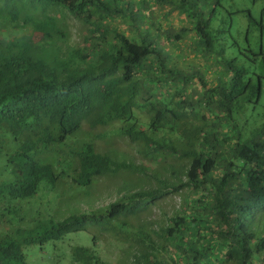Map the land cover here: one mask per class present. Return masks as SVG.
<instances>
[{"label": "trees", "instance_id": "1", "mask_svg": "<svg viewBox=\"0 0 264 264\" xmlns=\"http://www.w3.org/2000/svg\"><path fill=\"white\" fill-rule=\"evenodd\" d=\"M68 16L99 41L63 47ZM85 126L137 156L71 139ZM2 129L18 149L0 209L17 228L0 234V264L75 233L92 246L57 264H264V0H0ZM64 177L114 182L117 198L59 221L22 213ZM168 196L180 206L162 210Z\"/></svg>", "mask_w": 264, "mask_h": 264}, {"label": "rangeland", "instance_id": "2", "mask_svg": "<svg viewBox=\"0 0 264 264\" xmlns=\"http://www.w3.org/2000/svg\"><path fill=\"white\" fill-rule=\"evenodd\" d=\"M21 4V2L19 3ZM27 11L35 16L41 17L42 8L41 5H38L36 8L29 6ZM49 13L55 12V9H50ZM157 16V15H156ZM159 20H163V16L159 15L157 17ZM172 26L175 28L182 26L183 21L182 17L177 13L172 14L169 18ZM67 22L69 26L68 39L65 43L62 44L63 47H76V46H89L86 40L88 36H93L90 30L83 27L80 22L76 21L74 18L68 16ZM165 24V23H164ZM40 37L39 33L34 34V41H37ZM94 41H99L96 38V35L93 36ZM172 53H181L179 50H172L170 46L166 45ZM188 50V49H187ZM186 58L188 61L197 60V56L190 54L191 52L186 48ZM111 128L109 127H98L92 128L90 126H85V128L74 135L71 139L79 138L78 142L80 144L84 142L99 144L98 149L101 153L108 152L111 149V145L115 146V155L117 158L121 157H136L134 150L119 137L113 138H101L100 136H95L87 134L89 131L97 132L98 134L108 131ZM84 131V132H83ZM87 132V133H85ZM70 139V140H71ZM108 144V145H107ZM109 144H111L109 146ZM18 149V143L15 141V138L11 133L6 132L5 130H0V185L9 183L13 179V175L8 169V159L12 156ZM34 156L41 160H47L48 154L39 157L37 153H34ZM52 156V155H51ZM60 171L61 168L58 167ZM129 174H125V178ZM133 177V176H132ZM131 177V178H132ZM136 178L127 179L130 182H135ZM98 179L91 187H78L74 185L71 180L67 177H64L63 180L56 186H48L46 192L44 189L30 201H21L17 203L18 206L21 205L22 213L26 216L36 217V218H50L54 220H64L72 215L82 213L87 209H97L99 207L107 206L113 203L118 195V184H113L114 182H109L106 179H103L99 182ZM136 187L135 184L130 185ZM181 204L178 196H168L165 199L161 200L159 206L162 210L168 211L171 210V207H179ZM5 214V215H4ZM156 214L158 218L161 217L159 209L157 208ZM10 222L13 224L11 225ZM24 223V222H22ZM11 225V226H10ZM16 222L13 217L9 216L8 213L0 209V234L8 232L10 229L14 231L17 228ZM11 232V231H10ZM63 241V242H62ZM57 243H50L47 245L45 250L42 252L39 247H31L28 249L30 253V264H57V260L64 257L65 252H69L70 246H92V236L88 233H75L70 234L64 238V240ZM102 249L104 251L105 257L107 256L110 259H114L116 250L114 247L109 245H103ZM33 252V253H32ZM65 264V263H64ZM67 264H69L67 262Z\"/></svg>", "mask_w": 264, "mask_h": 264}]
</instances>
